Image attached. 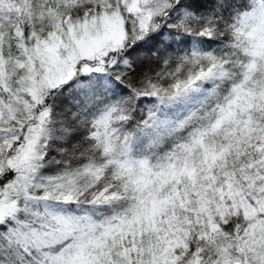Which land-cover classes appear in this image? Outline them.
Instances as JSON below:
<instances>
[{"label":"snow or ice","instance_id":"snow-or-ice-1","mask_svg":"<svg viewBox=\"0 0 264 264\" xmlns=\"http://www.w3.org/2000/svg\"><path fill=\"white\" fill-rule=\"evenodd\" d=\"M0 264H264V0H0Z\"/></svg>","mask_w":264,"mask_h":264}]
</instances>
